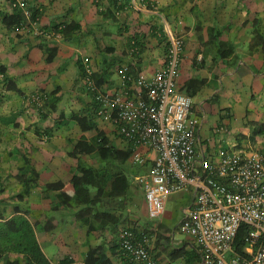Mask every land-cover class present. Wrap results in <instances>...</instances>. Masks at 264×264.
Returning a JSON list of instances; mask_svg holds the SVG:
<instances>
[{"label":"crops","instance_id":"1","mask_svg":"<svg viewBox=\"0 0 264 264\" xmlns=\"http://www.w3.org/2000/svg\"><path fill=\"white\" fill-rule=\"evenodd\" d=\"M13 1L11 5L6 0H0V66L5 67L6 74L23 93L5 91L1 83L3 75H0V110H5L4 107L12 110L20 105L24 113L31 115L32 105L28 98L40 92L55 99L57 111L52 112L48 119L25 120L24 116L21 117L23 122H19L21 128L17 134L26 132V140L20 143L19 139H14L19 154L23 152L30 158L43 184L62 179L76 169L80 161L97 170L104 168V164L96 163L89 155H79L77 158L70 156L71 143L77 141L82 133L79 127L63 126V120L66 119L61 116L93 110V95L86 84L90 87L93 82L103 93H116L121 80L118 73L121 68L127 71L128 67L135 77L153 79L168 62L166 49L171 44V37L184 40L177 88L192 96L190 119L199 127V150L201 154H207L206 161H219L222 155L218 153L219 148L221 152H228L227 148L233 149L239 144L240 149L264 155V127L262 134H258V126L251 125L264 124V47L255 48L253 52L251 48L242 51L241 45L249 39L246 30L250 28H255L256 33H260L259 37L264 38V0H232L233 3L231 0H216L215 9L224 7L226 3L230 13H215V19L212 18L213 0H191L192 4L198 2V9L202 15H206L203 22L197 16L195 6L185 8L182 13L181 0ZM29 6L38 10L36 22L42 30L55 32L52 28L63 22L76 23L80 29L67 40L57 37L42 41L34 35V30L31 33L9 30L3 23L4 14L11 15L15 9ZM157 18L165 25L158 24ZM259 19L260 22L255 21ZM214 20V25H211ZM207 27H216L218 31L227 27L228 36L237 47L236 52L229 56L209 54L205 46ZM136 36L141 38L134 45ZM247 42H251V39ZM40 45L49 50L53 47L57 49L51 62L46 61ZM69 62L73 67L70 80L64 76L67 75L65 72ZM86 77H90L91 81L86 83ZM54 78H58L57 82L53 81ZM61 79L64 80L61 82ZM20 80L25 81L19 83ZM189 83L190 86H187ZM47 101L44 99V102ZM96 122L103 131L112 129L110 124L97 116ZM38 130L41 133L48 131L47 142H43L45 139L42 134H38ZM151 163L150 159L147 160L144 165L146 171L150 170ZM128 166L131 171L140 170L133 160L124 166L126 171ZM201 167L202 163H197L199 170ZM3 168L5 172L2 175L15 179L18 163L9 161ZM140 175L136 176L135 181ZM102 184L105 185V182ZM132 187L138 190L139 197L137 194L132 199L128 222L121 224L117 232L113 233L109 231L101 234L95 231L88 235L73 216L77 210L54 208V204H57L56 194L44 199L36 193L34 196L37 199L27 201L25 210L39 216L36 224L45 228L44 238L47 240L61 238V234L68 238L71 231L79 232L80 248L75 243L69 249V245L63 242L62 246L68 251L61 250L62 254L59 252L53 258L41 246L49 262L61 264L63 259L70 258L73 264H82L90 245L98 246L106 240V246L113 239L118 243L119 232L130 225L153 233L148 245L151 254L160 264H202L201 248L192 235L187 233L184 224L188 209L195 203L194 190L172 195L165 204V212L159 218L160 221L154 225H142L137 218L132 217V208L139 199L145 200V191L135 182ZM103 201L99 206L100 211L108 214L118 215L127 206L126 196L117 199L104 197ZM169 203H174V210L180 213V220L174 227L166 224L173 213L168 210ZM176 233L184 234L185 238H177ZM105 249L106 259L108 257L114 264H122V258L129 259L121 254L119 248L110 249L106 246ZM179 249L194 252L196 258H191L189 262L186 258L174 259L170 252ZM16 256L12 255L13 258ZM228 256L231 258L232 254Z\"/></svg>","mask_w":264,"mask_h":264},{"label":"built area","instance_id":"2","mask_svg":"<svg viewBox=\"0 0 264 264\" xmlns=\"http://www.w3.org/2000/svg\"><path fill=\"white\" fill-rule=\"evenodd\" d=\"M34 33L49 36L38 29ZM183 47L182 38L171 37L166 66L153 79L141 78L150 102L122 93L108 95L91 83L90 89L102 105L99 115L108 121L118 110L115 121L138 145L134 160L139 165L151 160V169L137 178L151 219L163 216L172 195L193 189L195 203L184 224L202 249V264H264V156L238 150L221 152L219 161L211 162L202 154V167L197 168L201 158L197 124L190 119L193 100L177 88ZM34 100L40 104L41 96ZM242 225L251 229L245 237L244 256L234 252ZM119 240L136 264H160L151 254L146 234L139 237L126 228Z\"/></svg>","mask_w":264,"mask_h":264},{"label":"trees","instance_id":"3","mask_svg":"<svg viewBox=\"0 0 264 264\" xmlns=\"http://www.w3.org/2000/svg\"><path fill=\"white\" fill-rule=\"evenodd\" d=\"M6 1H8L11 5L14 4L13 0ZM15 10L16 11L13 14H4L3 16V23L9 30L13 29L16 31L18 27H21V25H26V28L28 29L31 28L32 23L37 21L38 10H35L33 6H29L24 9L22 7H19ZM25 11H29L31 13V17L29 19H26ZM255 21L260 22L261 20L259 19ZM15 25L18 26L15 27ZM52 29L55 32H53L52 30H50V32H53L58 37H62L67 40L71 37V35H73L80 29V26L72 22H63ZM207 34L208 37L205 41L207 44L205 43V46L208 47V50L210 51L209 54L212 53L214 55L229 56L236 52L237 47L229 38L227 27H224L223 29H221V31H218L216 27H207ZM258 34L260 35V33H256L254 41L251 45V49L253 52L255 51V48L257 49L261 46L264 47V38L262 36L259 37ZM257 35L259 38L257 37ZM140 38L141 37L136 36V38L133 40L135 43L134 45H137V43H139L138 39ZM44 39L46 38L41 37L38 40L42 41ZM52 39H54V37ZM41 49L44 51L46 61L51 62L55 58V53L57 50L55 47L50 48V50L47 47H41ZM169 50L170 43L168 49H166L167 54H169ZM0 75H3L1 83L3 84L2 86L5 91L13 93H23L20 88H18L17 85L13 82V80H11L6 74L4 66H0ZM119 76L121 80L119 82L117 92L114 94L104 92L105 94L116 96L118 93H122L127 94L129 98L140 97L141 99L150 102L149 91L143 84L141 80L142 77L133 76L128 67L125 74L119 73ZM89 80L90 77H86V83ZM86 85L87 89L90 90L92 96L91 89L89 88L88 84ZM187 86H190V83L187 84ZM34 97V95L31 96L30 98H28V101L30 105H32V108L36 112H38L39 118L41 120L48 119L52 112L57 111L55 99L52 100L51 97L48 96L45 100H49L50 102H44V100L42 99L41 105H38V103L34 100ZM92 99L95 104L92 111L85 110V112L82 111L78 114H71L68 116L62 115L61 118L66 119L63 120V126H70V128L79 127L82 133L81 137L77 141L71 143L72 150L70 152V156L77 158L79 155H89L90 158L93 159L96 163L104 164V168H102V170L94 169L93 167L84 164L82 161H80L81 159L78 158L80 162L76 169L71 170V172H69L60 180L44 184L41 182L40 174L30 158H28L23 152L19 154L18 148L16 146H12V148L10 145L12 140L15 139L14 136L21 128V125L18 121L19 112L13 111L9 114L8 112L0 114V144H3V146L0 147V185H2V172H5L3 167L6 166L9 161L18 163L17 173L14 178L17 182L19 190H12L10 187L0 188V222H2V224L11 225L12 231L20 233L19 231L22 229V227L27 226L30 237L33 236V230L29 218L30 212L28 210H25V206L23 209L21 205H25V203L30 199H37L35 197L36 193H38L39 196L41 195L44 199L52 196L53 194H56L57 204H54L56 206L53 205L55 209L63 207L68 211L77 210L73 213V216L77 221L81 223V226H83L88 235L95 231H99L101 234L109 231H111L112 233L117 232V228L121 224H125L128 222L130 209L129 206L133 202L132 199H134L137 194L139 197L140 194L138 190L133 189L132 186L134 185V182L136 183V185L141 186V184L137 180L135 181V178L137 175L147 172L144 169V165L147 163V161L143 165H139L134 160L133 157L138 150V145L131 140V137L126 136L122 132L121 125L119 124V122L115 121L117 113H119L118 110L115 109L113 112V119L107 121L112 129H110L109 131H103L98 127L96 116L99 119H103V117L99 115V111L101 110L102 105L93 96ZM94 115L96 116L94 117ZM251 125L255 127L258 126V134L263 131L264 124L252 123ZM4 129H7L12 133V135L8 137V144L3 141L6 140L3 137V135H5ZM46 131L41 133L38 130L37 132L38 134L47 135L46 133L48 131ZM17 135L20 143L26 140V132L22 131ZM240 148L241 146L239 144L238 146L233 148V150H237ZM132 160L136 165H139V171H131L130 166H128V171L124 169V166L127 164V162H132ZM2 164L5 165L2 166ZM103 181L105 182V185L102 184ZM125 196L127 197V206L124 209L122 208V213L115 215L100 211L99 206L102 202H104V197H106L107 199H117L119 197L124 198ZM15 216L23 217V224L20 227L14 221V219L16 218ZM35 225H33L34 228ZM127 227L131 228L139 237H141L143 234H146L150 238L153 234L149 230L142 231L136 226L129 225ZM109 228H111V230H108ZM44 229L45 228H43V230ZM250 231L251 229L247 225H242L240 227L234 243L235 253H239L244 256V250L247 246V244L245 243V237ZM159 237H161V239L163 238L162 235H160ZM167 239L169 240L170 237ZM34 240L35 241L27 242V245L23 247L17 244V249L15 245L13 253H15L14 255L17 256L15 258L11 256V258L13 259H9L7 261V255H5V253L0 249V262L4 259V264H51L49 262V259L45 256L38 240ZM104 242L98 246L90 245L88 251L86 252V255L83 256L82 264H114V262L108 259V257L106 259V246L110 247V249L119 248L121 250V254H124L129 258L128 260L122 258V264H136V262L126 253L125 249L122 247L119 237L118 243L115 239H113L112 242L108 243L109 245L107 244L105 246ZM16 243H18V239ZM170 253L174 259L186 258L188 260L187 262H189L191 258H196L194 257V252H191V254L181 249L173 250ZM117 254L118 253H116V255ZM196 255L199 256V254ZM73 263L74 261L70 260V258H65L61 261V264Z\"/></svg>","mask_w":264,"mask_h":264},{"label":"rangeland","instance_id":"4","mask_svg":"<svg viewBox=\"0 0 264 264\" xmlns=\"http://www.w3.org/2000/svg\"><path fill=\"white\" fill-rule=\"evenodd\" d=\"M186 2H187V0H184V1L181 0L180 1V5L183 8V10L185 8L190 9L192 6H195L196 7L195 10L198 11L197 16L200 17V21L203 22L204 20H206V15L205 14L202 15V12L200 11V9H198V6H197L199 4L198 2H195L194 4H192L191 0H189L187 3ZM213 2H214V5H212V9H213L212 10V18L213 19H215V17H214L215 13L217 15L230 13V7L226 3H225L224 7L215 9L216 0H213ZM231 2H232V0H231ZM183 12H185V10L182 11V13ZM185 16L188 17L186 13H185ZM157 21H158V24L165 25V23L162 22L161 19L157 18ZM209 23H211V22H209ZM214 23H215V20L212 21L211 25H214ZM115 33L117 34V32H115ZM246 33H247L249 39L244 40L243 44H241L242 45V51H244V50L249 51V49L251 48V45H252L251 42H252V40L254 41V37L256 36V29L255 28L247 29ZM250 39H251V42H247V41H250ZM207 54H208V51H207ZM67 64L69 67L67 68V70L65 72V74L67 73V75H64V76H68V78L70 80V79H72L71 77H72L73 67H72V64L70 62ZM65 67H66V65H65ZM28 79H29V77H27V80ZM57 79L58 78H54L53 81L57 82ZM63 80L64 79H61V82ZM23 81H25V80H20L19 83L23 82ZM14 95L17 96L16 94H14ZM3 109H5V110H0V114L6 113V112H8V114H9V113L16 111V110L19 111V116H18L19 122H21V121L23 122V120L21 118L23 116H24V118H26L25 120H27V119L34 120L36 118H39L38 112H36L33 108H30L31 109V111H30L31 115L24 113L22 111V108L20 105L16 106V108L12 109V110L9 107H6V108L4 107ZM6 109H8V110H6ZM62 130H64V129H62ZM4 134L5 135H3V137L6 140H3V141H5L8 144V140H9L8 137L10 135H12V133H11V131L4 129ZM14 137L18 141L19 138H18L17 133ZM44 139H45V137H44ZM13 141H15V140H12V142L10 143L11 147L12 146L15 147V145H14L15 142H13ZM2 146H3V144H0V147H2ZM5 146H6V144H5ZM2 158H4V157H2ZM3 165H5V164H2V166ZM1 183H2V185H0V188L10 187L12 190L13 189L17 190V188H18V185H17V182L15 181V179H13V178L8 179L7 176H4V175H2V177H1ZM21 207H23V209H24V205L23 206L21 205ZM175 207H176V205H174V203L168 204V210L173 211V213H172L170 219L167 220L166 224L168 226H171V227H174L176 224H178V222L180 220V213H178L176 210H174ZM132 211H133L132 217L137 218L138 222L142 225H154L160 221L159 219H151L149 217L146 199L145 200L142 198L139 199L137 204L135 203L133 205ZM29 218H30V221H31L30 224H31L32 230H33V236H31V237H30V233H29L27 226H25V227L23 226L22 229L19 231L20 233H18V232L12 231L11 225L2 224V222H0V249L5 253V255H7L6 261L9 259H12L11 256L15 254V253H13L15 245H16V249H17V247H18L17 244H19L21 247H23V246L27 245V242L35 241L34 239L38 240L39 244L45 249L47 255L51 258L55 257L59 252L62 254L61 250L68 251L65 247L62 246L63 242H65L66 244L69 245L68 246V247H70L69 249H71V247H74L75 243L80 248L81 242L79 239V232L71 231V236L68 238L63 237V235L61 234V236L59 235V237H61V238H57V239L53 238L52 240H49V239L47 240V238H44L43 226L41 227L38 224L35 225L36 220H37V218H39V216H37L36 214L30 213ZM22 219H23V217H18V216L14 219V221L16 222L17 225H19V227L23 224ZM33 225H35V228ZM80 225H78L77 227H79ZM80 227H83V226H80ZM176 235H177V238H181V239L185 238L184 234L176 233ZM17 239H18V243H16ZM4 263H5V260L3 259V261H1L0 264H4Z\"/></svg>","mask_w":264,"mask_h":264},{"label":"clouds","instance_id":"5","mask_svg":"<svg viewBox=\"0 0 264 264\" xmlns=\"http://www.w3.org/2000/svg\"><path fill=\"white\" fill-rule=\"evenodd\" d=\"M27 11H25V13H26ZM29 12V11H28ZM30 13V12H29ZM30 15H31V13H30ZM27 16L26 15V18L27 19H29L31 16ZM37 22L35 21L34 23H32V26H31V28H26V25H21V27H18L17 29H16V32L17 33H21V32H26V33H28V32H32L33 30H34V32H35V29H38L39 31H42V32H44V33H47V34H49V36H39V35H35V33H34V35L36 36V37H39V38H41V37H43V38H47V39H50V38H57L58 36L57 35H55L53 32H50V31H46V30H42V29H40L39 27H37ZM176 38H180V37H176ZM183 49H184V47H183ZM183 51V50H182ZM181 55H182V52H181ZM181 59V58H180ZM180 64V63H179ZM121 69H124V68H121ZM118 73H119V71H118ZM90 88V87H89ZM99 89V88H98ZM91 92H92V90H91ZM181 93H183V92H181ZM185 94V93H184ZM37 95H40L41 96V102H42V99L44 100V99H46L47 98V95L45 94V93H36L34 96H37ZM92 95H93V97H94V94H93V92H92ZM188 96V95H187ZM190 97V96H189ZM95 98V97H94ZM38 105H41V103L40 104H38ZM193 107V106H192ZM104 119V118H103ZM104 121L105 122H107V120H105L104 119ZM198 126H197V150H198V152H199V154H200V158L203 156L202 154H201V152H200V150H199V139H198ZM45 137V140H43V142H47V135H44L43 136V138ZM228 149V152H234V151H238V149L237 150H233V149H230V148H227ZM240 150H243V149H240ZM224 152H226V151H224ZM227 152V153H228ZM251 152V151H250ZM218 153H221V148H219L218 149ZM254 153H258V152H254ZM204 154V153H203ZM260 154V153H259ZM207 154H204V158H205V156H206ZM264 156V155H263ZM200 161H203L204 159L203 158H201V159H199ZM211 162H216V161H211ZM202 163V162H201ZM151 169V168H150ZM148 172V171H147ZM146 172V173H147ZM140 176H142V175H140ZM139 176V177H140ZM137 181H138V179H137ZM139 182V181H138ZM142 186V185H141ZM145 199H146V196H145ZM146 202H147V200H146ZM148 210V209H147ZM149 215V214H148ZM129 228V227H128ZM188 233V232H187ZM194 238V237H193ZM195 239V238H194ZM201 248V247H200ZM201 251H202V249H201ZM202 256H203V253H202ZM202 258V257H201ZM202 262V261H201Z\"/></svg>","mask_w":264,"mask_h":264}]
</instances>
